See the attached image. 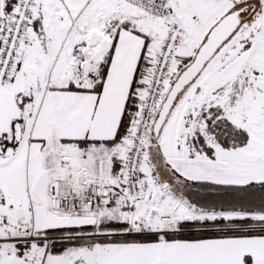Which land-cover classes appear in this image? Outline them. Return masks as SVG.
<instances>
[{
	"label": "snow or ice",
	"instance_id": "1",
	"mask_svg": "<svg viewBox=\"0 0 264 264\" xmlns=\"http://www.w3.org/2000/svg\"><path fill=\"white\" fill-rule=\"evenodd\" d=\"M0 264H264V0H0Z\"/></svg>",
	"mask_w": 264,
	"mask_h": 264
}]
</instances>
